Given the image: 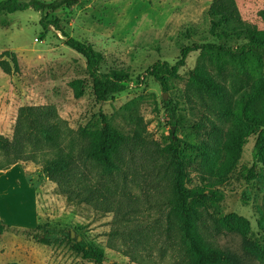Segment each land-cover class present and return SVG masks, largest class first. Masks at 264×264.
<instances>
[{
	"label": "rangeland",
	"instance_id": "rangeland-1",
	"mask_svg": "<svg viewBox=\"0 0 264 264\" xmlns=\"http://www.w3.org/2000/svg\"><path fill=\"white\" fill-rule=\"evenodd\" d=\"M77 1L52 16L60 20L66 33L91 44L103 55V73L124 70L135 84L108 102H98L86 60L65 45L59 31L42 28L39 12H17L5 17L9 25L0 28V61L12 65L11 55L15 54L20 66L18 74L10 75L0 68V133L13 136L21 107L53 105L66 129L63 145L80 141L81 131L101 129L105 117L107 124L124 135L137 139L140 134L155 143L160 149L157 154L164 150L167 160L160 157L155 163L157 157L152 152L138 148L126 157L128 165L122 172L109 174L98 165L87 171L123 204L122 211L116 213L97 212L85 204L68 202L44 173L43 163H20V167L0 171V216L9 228L2 240L3 255L7 254L5 246H13L8 257L0 256V264L6 258L9 263L24 258L28 264H96L84 259L74 250V243L63 237L52 245L39 244L35 236L44 235L43 230H36L39 224L71 231L75 233L73 239L78 236L103 249L106 260L102 264H187L174 216L168 218L173 207L169 146L174 125L170 124L163 96L167 94L177 107L179 123L174 133L184 144L208 140L210 129L200 123H206L213 102L190 84L199 65L216 72L215 57L208 52L191 53L179 75L170 80L169 91H164L153 78L145 79L139 86L136 81L158 61L174 65L185 46L214 43L239 47L245 42L244 36L226 31L221 23L212 34L208 10L213 0ZM237 4L244 20L264 29V0H237ZM231 73L232 67L227 66L225 75ZM77 79L85 82L81 98L75 97L70 86ZM249 89L245 86L236 99ZM212 118L223 133L232 125L213 115ZM256 137L247 139L228 180L211 188L218 196L198 208L209 228L214 217L237 215L247 219L249 238L263 244L260 221L264 219V166L257 164L256 178L249 179ZM84 143L89 144L90 140ZM195 158L192 152L183 153L189 172L186 184L190 188L206 183L188 165ZM32 191L36 207L30 199ZM126 196L131 202L126 201ZM132 203L135 209L128 211V204L132 208ZM36 208L38 217L34 214ZM219 239V244L228 250L240 252L233 232H226ZM216 240L210 241L215 245ZM246 261L257 262L250 255H246Z\"/></svg>",
	"mask_w": 264,
	"mask_h": 264
},
{
	"label": "trees",
	"instance_id": "trees-1",
	"mask_svg": "<svg viewBox=\"0 0 264 264\" xmlns=\"http://www.w3.org/2000/svg\"><path fill=\"white\" fill-rule=\"evenodd\" d=\"M77 0H3L0 1V28L9 25L5 18L17 12L32 9L41 14L40 24L45 31L51 27L59 31L65 45L86 60L87 71L92 82V90L98 102H108L116 95L126 92L135 84L130 74L124 70L112 69L108 73L101 71L103 55L94 47L66 33L60 26V20L53 13L71 8ZM211 16L212 34L219 27L237 35L244 36V43L239 47L223 44H192L181 49L180 58L174 65L158 61L143 76L139 77V86L147 78H153L164 91H169V82L179 75L186 65L189 55L196 51L214 55L216 72L212 73L205 66H197L191 80V87L212 100L210 116L206 123H200L210 129L208 140L198 144H184L172 131L169 153L171 155V193L172 214L178 228L179 237L184 245L187 264H264L263 244L249 238V221L243 217L212 218L211 228L206 226L205 217L199 206H205L218 196L211 188L223 185L241 159L243 148L251 135H256L253 148V166L249 179L256 178L257 164L264 166V29L244 20L239 11L237 0H213L208 10ZM264 14V12H263ZM264 19V15H263ZM11 62L1 60L0 68L5 74H18L20 66L15 54ZM232 67L231 75H225L226 67ZM228 79V83H227ZM76 98L85 94V82L82 79L70 83ZM242 94L240 99L236 96ZM166 113L171 125L178 126V111L172 99L164 101ZM231 122L226 133L215 119ZM66 129L57 109L53 105L24 106L18 111L13 136L10 138L0 133V171H7L20 163H43L46 176L57 184L67 201L85 204L97 212L116 213L122 211V203L110 195L96 176H89L87 171L93 166H101L105 172L112 174L122 172L127 167L126 157L133 155L138 148H144L157 158L166 159L164 150L139 134L131 138L113 129L103 117V126L99 130L81 131L80 141L65 140ZM89 139L90 143L84 141ZM184 144V146H183ZM192 152L196 158L188 163L205 181L204 186L188 187L189 178L187 163L183 153ZM158 155V156H157ZM124 198V197H123ZM126 201L131 200L126 196ZM131 204V203H130ZM130 210H134L132 203ZM264 231V219L260 221ZM0 217V239L6 231ZM203 229V231H202ZM36 230L44 231L43 237L35 238L39 244L52 245L53 241L62 238L74 243V250L81 256L96 264L106 260L103 249L90 244L86 239L72 238L71 231H63L49 225H38ZM226 232H233L239 253L232 252L227 246L220 245L218 240ZM211 239L216 240L213 245ZM246 255L254 257L257 262L248 263ZM18 264V263H9Z\"/></svg>",
	"mask_w": 264,
	"mask_h": 264
},
{
	"label": "crops",
	"instance_id": "crops-1",
	"mask_svg": "<svg viewBox=\"0 0 264 264\" xmlns=\"http://www.w3.org/2000/svg\"><path fill=\"white\" fill-rule=\"evenodd\" d=\"M20 166H22L21 164H17V165H15V166H13L12 168H15V167H20ZM11 168V169H12ZM30 199L32 200V205H34L35 207H36V201H35V195L33 194V191L31 192V197H30ZM34 214H37V217H38V213H37V208H36V210H35V213ZM1 217V216H0ZM2 219V218H1ZM3 220V219H2ZM4 222V221H3ZM5 224V223H4ZM33 227H31V229H32ZM8 229L9 228H7L6 229V231H5V233L3 234V236L1 237V239H0V256L2 257V258H4V257H8L7 256V254H8V252H12L13 251V246L12 245H7V246H5V250H6V252H7V254L6 255H3V252H2V248H3V245H2V240L5 238V236H6V234L8 233L7 231H8ZM5 235V236H4ZM22 251V250H21ZM22 252H24V251H22ZM22 252H20V253H22ZM23 256L25 255V253H23L22 254ZM25 257V256H24ZM6 259H8V258H6ZM3 260V264H9V262L7 261V260ZM14 263H18V264H28V262L23 258V259H21V260H16V262H14Z\"/></svg>",
	"mask_w": 264,
	"mask_h": 264
},
{
	"label": "water",
	"instance_id": "water-1",
	"mask_svg": "<svg viewBox=\"0 0 264 264\" xmlns=\"http://www.w3.org/2000/svg\"><path fill=\"white\" fill-rule=\"evenodd\" d=\"M163 98H164V101H168V95L167 94H164ZM172 131H173V133L175 132V126H173ZM72 237H75V233L72 234ZM79 241H81V238H79Z\"/></svg>",
	"mask_w": 264,
	"mask_h": 264
}]
</instances>
